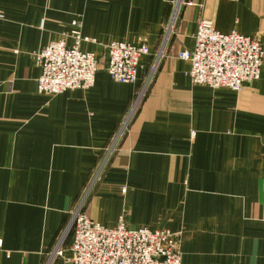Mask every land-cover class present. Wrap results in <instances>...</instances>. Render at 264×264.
Here are the masks:
<instances>
[{
    "label": "crops",
    "instance_id": "crops-1",
    "mask_svg": "<svg viewBox=\"0 0 264 264\" xmlns=\"http://www.w3.org/2000/svg\"><path fill=\"white\" fill-rule=\"evenodd\" d=\"M195 1L170 31L171 0H0V264H67L71 234L49 258L93 180L91 219L180 232L182 264H264V63L236 91L193 83L179 57L203 17L264 47V0ZM75 19L94 39L82 49L99 58L95 83L39 92L34 53L73 44ZM113 40L148 44L135 83L106 71Z\"/></svg>",
    "mask_w": 264,
    "mask_h": 264
},
{
    "label": "built area",
    "instance_id": "built-area-1",
    "mask_svg": "<svg viewBox=\"0 0 264 264\" xmlns=\"http://www.w3.org/2000/svg\"><path fill=\"white\" fill-rule=\"evenodd\" d=\"M171 3L172 11L167 25L170 31L184 5H201L195 0H171ZM3 16L0 13V17ZM73 25L77 27L71 33L73 44H68L67 39L61 37L35 53V61L42 69L38 79L40 92L55 95L69 89L89 88L95 83L100 68L99 58L94 52L82 49L83 41L94 39L81 34L79 20L75 19ZM194 39L193 50L179 53L180 58L191 63L188 75L193 83L239 91L246 83L260 79L264 47L257 38L237 30L222 32L212 21L203 17L198 22ZM105 50V69L115 81L121 83L137 81L142 67L141 58L150 53L147 43L120 40L109 42ZM150 79L151 76L147 82ZM143 94L142 90L124 119L103 165L127 131ZM92 183L77 207L71 210L69 220L50 255L51 261L55 256H64L63 244L71 234L67 264H182L180 232L169 228L131 227L123 216L114 227L91 219L83 207Z\"/></svg>",
    "mask_w": 264,
    "mask_h": 264
},
{
    "label": "rangeland",
    "instance_id": "rangeland-1",
    "mask_svg": "<svg viewBox=\"0 0 264 264\" xmlns=\"http://www.w3.org/2000/svg\"><path fill=\"white\" fill-rule=\"evenodd\" d=\"M184 6H185V5H184ZM3 17H4V16H3ZM43 24H44V21L42 22V25H43ZM79 27H80V26H79ZM78 29H79V28H78ZM79 30H80V32H81V29H79ZM81 34H82V32H81ZM82 35H83V34H82ZM83 36H84V35H83ZM110 42H111V41H110ZM107 44H108V43H107ZM39 51H40V50H39ZM36 52H38V51H36ZM36 52H35V53H36ZM35 53H34V57H35ZM36 63H37V62H36ZM38 79H39V78H38ZM92 86H93V85H92ZM39 92H40V91H39ZM42 93H43V92H42ZM132 106H133V105H132ZM135 113H136V112H135ZM134 115H135V114H134ZM106 161H107V160H106ZM106 161H105V162H106Z\"/></svg>",
    "mask_w": 264,
    "mask_h": 264
}]
</instances>
